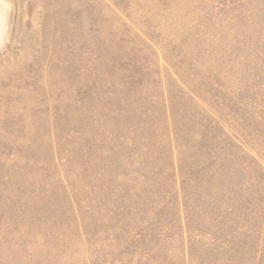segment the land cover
Wrapping results in <instances>:
<instances>
[{"label": "rangeland", "instance_id": "rangeland-1", "mask_svg": "<svg viewBox=\"0 0 264 264\" xmlns=\"http://www.w3.org/2000/svg\"><path fill=\"white\" fill-rule=\"evenodd\" d=\"M0 7V264H264V0Z\"/></svg>", "mask_w": 264, "mask_h": 264}, {"label": "bare ground", "instance_id": "bare-ground-1", "mask_svg": "<svg viewBox=\"0 0 264 264\" xmlns=\"http://www.w3.org/2000/svg\"><path fill=\"white\" fill-rule=\"evenodd\" d=\"M4 15H5L4 9L0 7V33L2 32V29H3V22H4V17H5Z\"/></svg>", "mask_w": 264, "mask_h": 264}]
</instances>
